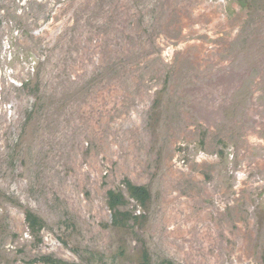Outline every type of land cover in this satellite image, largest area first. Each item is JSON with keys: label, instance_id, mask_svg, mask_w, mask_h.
Returning a JSON list of instances; mask_svg holds the SVG:
<instances>
[{"label": "rangeland", "instance_id": "374dc122", "mask_svg": "<svg viewBox=\"0 0 264 264\" xmlns=\"http://www.w3.org/2000/svg\"><path fill=\"white\" fill-rule=\"evenodd\" d=\"M0 264H264V0H0Z\"/></svg>", "mask_w": 264, "mask_h": 264}, {"label": "trees", "instance_id": "16d2710c", "mask_svg": "<svg viewBox=\"0 0 264 264\" xmlns=\"http://www.w3.org/2000/svg\"><path fill=\"white\" fill-rule=\"evenodd\" d=\"M126 187L130 196L142 206H145L149 202L150 192L145 187L135 186L130 182L126 184ZM107 205L112 214V226L121 229L127 228L129 222L133 219V215L127 210L125 196L121 192L110 190L107 193ZM25 219L32 232L41 230L43 221L32 211H25Z\"/></svg>", "mask_w": 264, "mask_h": 264}]
</instances>
